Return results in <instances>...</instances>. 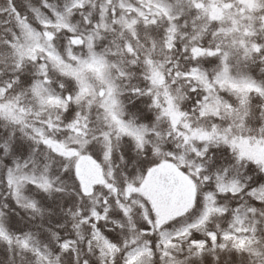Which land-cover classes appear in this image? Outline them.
<instances>
[{"label":"snow or ice","instance_id":"1","mask_svg":"<svg viewBox=\"0 0 264 264\" xmlns=\"http://www.w3.org/2000/svg\"><path fill=\"white\" fill-rule=\"evenodd\" d=\"M0 252L264 264V0H0Z\"/></svg>","mask_w":264,"mask_h":264},{"label":"trees","instance_id":"2","mask_svg":"<svg viewBox=\"0 0 264 264\" xmlns=\"http://www.w3.org/2000/svg\"><path fill=\"white\" fill-rule=\"evenodd\" d=\"M33 2H35V0H33ZM37 199L41 201L42 205L46 209L50 210L49 212L45 213L42 219L40 217H36L35 219L30 218L24 211L16 209L13 202L8 201L10 210L15 209V211L9 212L12 225L15 227L16 225L23 223V230L37 231L40 232L42 236L46 234L45 230L47 228H52L53 230L59 232L62 236L66 232L69 236H71V222L65 215V211L70 206L69 200L64 199L63 201H61L56 196H53L51 198L47 196H37ZM62 208L64 209V211L61 210ZM16 213H19V216H17ZM58 225H63V227H58ZM6 259L7 254L0 252V264H5Z\"/></svg>","mask_w":264,"mask_h":264}]
</instances>
